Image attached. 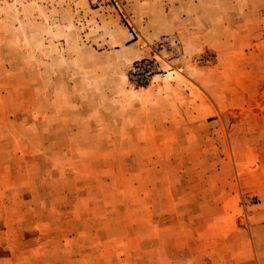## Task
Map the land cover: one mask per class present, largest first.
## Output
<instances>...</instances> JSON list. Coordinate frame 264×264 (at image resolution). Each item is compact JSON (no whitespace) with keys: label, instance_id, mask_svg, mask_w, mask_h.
I'll use <instances>...</instances> for the list:
<instances>
[{"label":"rangeland","instance_id":"rangeland-1","mask_svg":"<svg viewBox=\"0 0 264 264\" xmlns=\"http://www.w3.org/2000/svg\"><path fill=\"white\" fill-rule=\"evenodd\" d=\"M124 5L141 39L127 50L107 2L0 1V206L24 222L6 227L3 206L0 243L54 264H256L264 0ZM163 35L182 40L183 75L140 48Z\"/></svg>","mask_w":264,"mask_h":264},{"label":"crops","instance_id":"crops-1","mask_svg":"<svg viewBox=\"0 0 264 264\" xmlns=\"http://www.w3.org/2000/svg\"><path fill=\"white\" fill-rule=\"evenodd\" d=\"M126 22L128 23V29H129V24L131 26H133V22L130 18V16H128V18L126 19ZM135 28V27H134ZM136 30V29H135ZM121 38H120V43L119 44L120 46H124V47H121V49H124V50H127V49H131L132 47H134L137 43H139L141 41L138 40L137 42L129 45V46H126L125 45V39H127V35H125L123 32H121ZM149 36L147 39L152 41L154 40L155 38V35L151 32L149 33ZM175 36V35H174ZM177 39H179V37L175 36ZM144 40V39H143ZM142 40V41H143ZM181 44H182V49H183V42L181 39H179ZM144 42H146L149 46L153 45L155 43L154 42H148L146 40H144ZM144 50V49H143ZM145 50H150L149 48H146ZM132 61V60H131ZM134 61H137L136 60H133ZM4 206V209H3V216L5 217V226L6 227H9V226H13L15 227L17 225V228H20V223L23 224L24 222L23 221H20L18 219L16 220H9L8 219V214H7V210L9 209L10 206H7L5 205V203L3 202V204H1L0 206V209H2ZM18 216V215H17ZM262 221V219H261ZM263 229L264 231V225H263ZM261 237L263 238V235H261ZM23 237H20L19 235H17L15 238H12L10 239L9 236H1V243H0V264H27L26 262L27 261H30V260H34L35 262L33 264H41V261H44L46 262L49 258H52L54 257V254H56L55 252H43L42 250L40 249H31L29 252H26L25 250H20L18 249L21 245H23V242L22 240ZM11 243L15 244L16 246V250L15 251H10L8 250V247L11 245ZM261 252H264V249L259 247L258 249H256V264H264V254H261ZM58 253V252H57ZM95 259V261H93L94 264H102V259H101V254L100 252H97L96 255H94L93 257ZM56 258H54L53 260H50V262H46V264H54L55 262H57V260H55ZM84 259V258H83ZM24 260H27L26 262ZM38 260V261H36ZM80 260L82 259H70L69 260V264H78L77 262H79ZM88 260V259H87Z\"/></svg>","mask_w":264,"mask_h":264},{"label":"built area","instance_id":"built-area-1","mask_svg":"<svg viewBox=\"0 0 264 264\" xmlns=\"http://www.w3.org/2000/svg\"><path fill=\"white\" fill-rule=\"evenodd\" d=\"M0 1H8V0H0ZM12 1H17V0H12ZM20 1H23V0H20ZM100 1L107 2L112 8L118 10L124 16L125 19L128 18L129 15L127 14V11L124 5L125 0H100ZM128 38L130 41L138 40L137 31L130 24H129ZM140 48L141 49L149 48L150 51L154 53V56H158L157 52H160V54L166 53L170 55L171 61L167 63L170 70L164 71V74H166V76L168 74H174V73H178L181 75L184 74L185 68L183 66L174 65L172 63L174 61V62H178L177 64H179L182 58V44L180 40L177 39L175 36L163 35L153 45L149 46L146 42H144L143 44H141ZM144 67L145 69H147V71L144 69L143 72H145L147 76H150L154 72V69H152V64L145 62ZM139 70L140 68L137 67L134 70V72L139 71Z\"/></svg>","mask_w":264,"mask_h":264}]
</instances>
